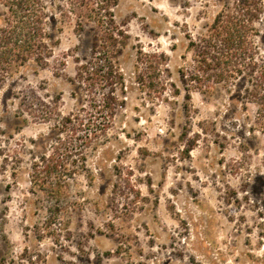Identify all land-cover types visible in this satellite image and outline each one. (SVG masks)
<instances>
[{"label": "rangeland", "instance_id": "obj_1", "mask_svg": "<svg viewBox=\"0 0 264 264\" xmlns=\"http://www.w3.org/2000/svg\"><path fill=\"white\" fill-rule=\"evenodd\" d=\"M16 1L0 0V28L21 29ZM221 2L32 1L44 14L37 54L0 86V264H264L259 104L247 76L206 87L187 75L197 68L188 34ZM257 27L261 62L264 14ZM110 31L123 80L108 135L63 143L58 120L110 94L77 78ZM145 53L159 64L137 62ZM63 156L61 175L35 178Z\"/></svg>", "mask_w": 264, "mask_h": 264}, {"label": "trees", "instance_id": "obj_2", "mask_svg": "<svg viewBox=\"0 0 264 264\" xmlns=\"http://www.w3.org/2000/svg\"><path fill=\"white\" fill-rule=\"evenodd\" d=\"M18 1V2H17ZM16 5L27 10L26 14L20 15L21 29L16 30V25L8 20L7 25L11 30L0 28V86L5 75L16 63L25 64L31 55L37 54L38 46L36 37H41L43 32V13L32 10L33 0H17ZM264 14L263 0H222L220 8L206 26L204 32L197 35L188 34V47L194 55V62L197 68L191 72L188 70L191 80L200 85L211 87L210 83L227 86L230 79L235 75L247 76L249 87L246 88L247 98L258 102L257 122L264 129V60L259 62L260 54L256 43V37L260 30L257 22ZM36 16V18H35ZM121 32H115L120 35ZM108 32L103 37V44H98L96 39L95 53L96 61L93 64H81L77 69V78L80 83H85L89 90L108 85L110 94L104 95L99 104H91L89 109L78 108V112H70L64 115L57 122V127L66 132L63 143H70L73 140H81L90 143L102 137H107L113 122L114 112L118 107V97L114 93L115 86L123 80V73L116 65L115 54L119 51L115 47L121 43L118 38ZM23 37V42L12 43V39ZM113 43H110V42ZM117 42V43H116ZM40 50V49H39ZM142 54V52H140ZM144 53V52H143ZM158 55L144 54V60L140 57L137 62L149 61V65H158ZM20 61V63H18ZM137 68L140 65L137 64ZM183 72L182 75H185ZM139 81L143 82V76L138 74ZM105 83V84H103ZM163 87V86H162ZM93 93V92H92ZM51 112H47L48 117ZM96 117L102 116L101 121L95 122ZM88 132L80 135V131ZM64 156L53 158L43 164L42 169L35 168V178L40 173H47L56 178L61 175L60 170L65 167ZM53 189L59 193L58 182H54Z\"/></svg>", "mask_w": 264, "mask_h": 264}]
</instances>
